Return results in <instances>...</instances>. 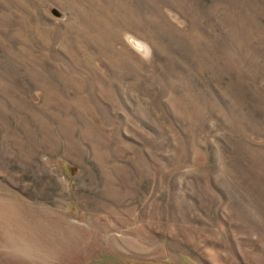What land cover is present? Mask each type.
I'll list each match as a JSON object with an SVG mask.
<instances>
[{"label":"rangeland","instance_id":"obj_1","mask_svg":"<svg viewBox=\"0 0 264 264\" xmlns=\"http://www.w3.org/2000/svg\"><path fill=\"white\" fill-rule=\"evenodd\" d=\"M0 264H264V0H0Z\"/></svg>","mask_w":264,"mask_h":264},{"label":"water","instance_id":"obj_2","mask_svg":"<svg viewBox=\"0 0 264 264\" xmlns=\"http://www.w3.org/2000/svg\"><path fill=\"white\" fill-rule=\"evenodd\" d=\"M51 12L56 16V17H59V13L56 11L55 8H51Z\"/></svg>","mask_w":264,"mask_h":264}]
</instances>
